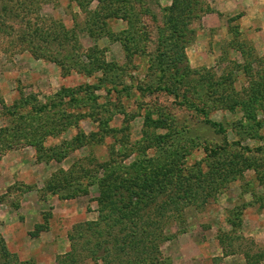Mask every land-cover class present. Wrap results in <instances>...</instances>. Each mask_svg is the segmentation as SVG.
Segmentation results:
<instances>
[{
    "label": "rangeland",
    "instance_id": "obj_1",
    "mask_svg": "<svg viewBox=\"0 0 264 264\" xmlns=\"http://www.w3.org/2000/svg\"><path fill=\"white\" fill-rule=\"evenodd\" d=\"M127 1L137 5L0 0V264L3 246L11 261L62 264L73 228L99 218L97 183L114 163L130 165L144 153L204 170L241 162L217 200L187 205L184 220L165 227L163 258L246 264L243 251L264 249V96L230 111L212 93H242L248 75L264 73V32L242 29L246 12L237 0H203L186 49L198 71L194 87L175 83L190 100L183 101L164 89L171 82L164 18L173 0L150 1L147 11L140 0ZM126 9L132 23L117 16ZM227 75L229 84L214 82ZM148 116L165 119L156 135H171L159 149L146 133ZM187 125L196 132L183 138ZM236 215L240 223L232 225ZM220 239L231 246L228 255Z\"/></svg>",
    "mask_w": 264,
    "mask_h": 264
},
{
    "label": "trees",
    "instance_id": "obj_2",
    "mask_svg": "<svg viewBox=\"0 0 264 264\" xmlns=\"http://www.w3.org/2000/svg\"><path fill=\"white\" fill-rule=\"evenodd\" d=\"M118 1L124 6L137 5L128 4L127 0H113ZM150 1L155 0H140L139 4L147 11ZM202 3L203 0H173V5L167 9L168 13L164 18L169 28L166 39L170 42L168 53L171 66V82L164 89L183 101L190 100L185 92H180L175 83L189 85L191 89L194 87L190 85V80L193 75H198V71L191 68L186 49L192 41L189 37L192 34L190 25L192 20L199 18L196 12L200 11ZM80 7L83 6L80 4ZM127 11L129 10L126 9L117 16L132 23L131 15L134 14H128ZM235 36H239V31H236ZM125 43L124 48L129 52L127 41ZM245 72L247 73L246 69ZM248 77V90L245 89L242 93L231 90L227 95H223V91L218 94L212 92L213 99L222 102L230 111L237 105L259 104L264 96V73ZM216 80L214 82H220L224 86L232 81V77L227 75ZM2 104L5 108V103ZM195 108L198 112L207 111L205 108ZM254 115L255 111L250 114L256 117ZM146 120V133L153 132L150 140L153 149H159L165 142L171 141V135L154 133L156 129L164 127L165 119H151L148 116ZM207 123L223 129L221 124L211 120ZM173 132L180 136L178 131ZM193 132L196 130L191 126L181 128L183 138L191 137ZM225 150L223 147L221 151ZM147 154L144 153L143 159L130 165L111 162L115 167L109 168L104 178L97 183L99 218L95 222L80 223L73 228L69 235L71 248L62 258V264H84L89 260L95 264H173L170 259L163 258L161 253L162 243L170 239L165 234V227L173 221L182 222L187 205L204 207L212 200H217L218 195L225 190V185L234 181V174L240 171L239 158H234V162L218 163L211 168L207 166L204 170L200 164L188 168L179 157L176 161H165L162 157L155 160ZM252 165L251 161L249 167ZM74 174L77 173L72 171L62 173V176L64 180H69ZM238 218L239 215H236L235 219L228 221L232 225H238ZM220 244L224 254L228 255L230 251L227 249L231 246L225 245L223 239H220ZM1 252L3 264H22L15 259L11 261V254L5 246ZM242 254L246 264H264V249L254 253L246 250Z\"/></svg>",
    "mask_w": 264,
    "mask_h": 264
},
{
    "label": "crops",
    "instance_id": "obj_3",
    "mask_svg": "<svg viewBox=\"0 0 264 264\" xmlns=\"http://www.w3.org/2000/svg\"><path fill=\"white\" fill-rule=\"evenodd\" d=\"M243 6V10L246 12L244 17L242 18V29L245 32H249L248 34H258L254 33L252 30H256L257 28L262 29L260 33L264 32V10L260 8V0H237V3ZM249 37L255 40L257 36L249 35ZM255 37V38H254Z\"/></svg>",
    "mask_w": 264,
    "mask_h": 264
}]
</instances>
